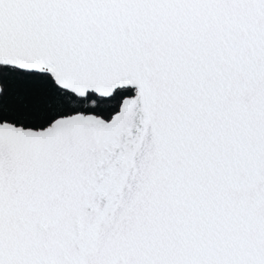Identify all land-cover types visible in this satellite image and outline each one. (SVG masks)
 I'll return each mask as SVG.
<instances>
[{"label": "snow or ice", "instance_id": "6c2138e0", "mask_svg": "<svg viewBox=\"0 0 264 264\" xmlns=\"http://www.w3.org/2000/svg\"><path fill=\"white\" fill-rule=\"evenodd\" d=\"M0 264H264V0H0Z\"/></svg>", "mask_w": 264, "mask_h": 264}]
</instances>
